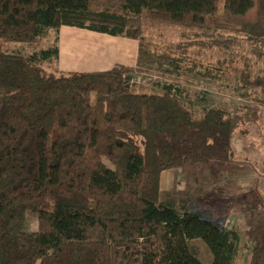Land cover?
I'll return each instance as SVG.
<instances>
[{
  "label": "trees",
  "instance_id": "trees-1",
  "mask_svg": "<svg viewBox=\"0 0 264 264\" xmlns=\"http://www.w3.org/2000/svg\"><path fill=\"white\" fill-rule=\"evenodd\" d=\"M151 22L240 32L264 55V0H0V42H35L70 26L147 51ZM183 48L158 54L177 68L172 53ZM55 51L0 49V264H204L192 239L207 246L210 264H231L237 233L175 204L161 175L233 162L234 135L264 106V74L239 76L254 105L196 113L178 82L160 75L150 92L134 91L138 63L55 73L40 61ZM246 231L249 264H264V227L249 215Z\"/></svg>",
  "mask_w": 264,
  "mask_h": 264
},
{
  "label": "rangeland",
  "instance_id": "rangeland-1",
  "mask_svg": "<svg viewBox=\"0 0 264 264\" xmlns=\"http://www.w3.org/2000/svg\"><path fill=\"white\" fill-rule=\"evenodd\" d=\"M83 31L84 29L68 26H62L57 30L50 28L41 35L38 41H1L0 49L28 55L56 46L55 52L41 56L40 61L49 71L67 73L75 67L74 63H78L77 56H71L72 47L76 48L73 51L75 52L83 45L86 46L85 43L70 46V43L78 42L79 38L84 35ZM93 35L90 33L89 37H93ZM145 35L151 42V49L139 50L137 63L141 66L142 71L134 74L130 81L134 91L150 92L151 86L164 81L157 76L160 75L168 80L178 82L176 87L182 91V100L196 113H199L203 105H222L228 108L254 105L250 99L253 96L252 93L242 86L239 76L242 71L248 70L254 74H264V55L258 58L252 52V44L244 34L222 28L199 29L151 22L146 25ZM95 36L105 37L100 34H95ZM95 36L93 41L87 40L86 44L90 50L99 54L100 51L107 50L108 42L107 39H102L105 44H101L97 42L100 39H95ZM119 45L122 48L121 44ZM178 45H182L184 48L172 53V57L176 58L179 65L176 68L171 62L166 61L167 58H160L158 53L168 51V46L175 48ZM60 46L64 49L63 53L70 50L68 53L59 55ZM88 56L90 64L96 58L99 60L95 63H102L109 59V57H104L106 51L100 57H95V54L91 52ZM111 56L113 59L121 60L119 56L123 55L117 57L112 51ZM126 57H130L129 54ZM258 120L259 117L255 122ZM257 127L264 129L262 121L249 126L252 132L248 137V142L256 149L262 144L258 140L259 133H254ZM239 146V142L236 141L235 147ZM234 157V161L243 162L242 158L235 155ZM234 161L229 163L210 161L207 164L196 162L186 167L166 170L161 175L162 193L173 200L175 204H185L190 210L202 212L214 223L223 224L227 229H233L237 233V240L231 264H249L252 242L246 231L248 216L250 215V223L253 227H258V225L264 227V188L260 189L261 187L257 186L259 184L249 177L246 165L237 167L234 164L242 163ZM261 162L262 159L253 162L257 170L259 169L256 166ZM214 163L224 166L216 165V167ZM260 174L264 176L263 171H260ZM261 181L264 182L262 179ZM251 185L252 191L249 192ZM239 191H243V194ZM239 199L245 203L240 205ZM245 206L249 207L248 210ZM27 222L29 227H35V214L29 213ZM189 243L204 264L211 263V253L200 239H192Z\"/></svg>",
  "mask_w": 264,
  "mask_h": 264
},
{
  "label": "crops",
  "instance_id": "crops-1",
  "mask_svg": "<svg viewBox=\"0 0 264 264\" xmlns=\"http://www.w3.org/2000/svg\"><path fill=\"white\" fill-rule=\"evenodd\" d=\"M68 27H70V26H68ZM80 29H82V28H80ZM83 33L85 36L83 35L82 37H80L78 42L70 43L71 47H72V45L84 44V43L87 46V44H86L87 39H89L88 41H93L95 34L103 35L106 38H108V37L112 38V40H114L113 42H115V43H113V42L107 43V45H108L107 50L100 51L99 54L94 53L92 50L89 49L90 47H88V46L86 47L83 45V47L77 49V51H75V52H73V51L76 48L72 47V49H71L72 54L71 53L70 54H71V56H73V55L77 56L76 60L78 63L73 64V66H75V67L70 69L69 70L70 72L71 71L105 70V69L111 68L115 64H125V65H134V66L137 64V61H138L137 55L139 54L140 48H139L136 40H132V39H129V38H126L123 36H113V35H108L105 33L89 31L86 29H84ZM90 33L94 34L93 37H89ZM95 39H100V41L98 40L97 42H99L101 44L102 43L105 44L104 42H102V39L103 40H106V39L102 38V36L101 37L95 36ZM115 39H117V40H115ZM119 44H121L122 48L119 47L120 46ZM128 47H130V49H128ZM66 48L67 47L65 46V50H66ZM116 48H117V50L115 51ZM63 50L64 49L62 48V46H60L59 55L68 53V51L70 49L66 50L64 53L62 52ZM105 51H106V56H104V57H107V58L109 57V59H107V61H104L102 63L101 62L95 63V61L99 60V58H96L90 64V62L88 61L89 52H91L92 54H95V57H100V56H103V52H105ZM112 51H114V54L117 57L119 55H123V56H119V58L121 60L113 59L111 56ZM116 52H117V54H116ZM127 54H129L130 57H126ZM84 55H86V56H84ZM114 58H116V57L114 56ZM62 72H64V71H62ZM261 121H262L263 126H264V106H262V108L260 110L259 120L255 123H260ZM255 123L251 122V123L247 124V126H246L247 132L249 134L247 132L245 135L235 134L233 137L232 147H233L234 155L243 159V162L234 161L236 163H242V164H234V166L239 167L241 165L242 167H244L243 165H246L245 168L249 173V177L251 179H253L254 182L259 184L257 186L261 187L260 189H263L264 188V182H262L261 179L264 180V176L262 174H260V171L264 172V129H263V127H257V129L254 130V133H259V137H258L259 139L258 140L262 142L261 147H258L256 149L255 147H252L251 143L248 142V137L250 136V134L252 132L249 129V126L252 124H255ZM236 141H238L239 145H240L238 148L235 147ZM258 159H262V162L256 166L259 170H257L254 167V163H253V162L257 161ZM222 166H224V165H222ZM253 183H252V185H253ZM252 185L249 186V192L252 191ZM238 188H240V187H238ZM235 190H237V189L235 188ZM239 193L243 194V191L242 192L239 191Z\"/></svg>",
  "mask_w": 264,
  "mask_h": 264
},
{
  "label": "bare ground",
  "instance_id": "bare-ground-1",
  "mask_svg": "<svg viewBox=\"0 0 264 264\" xmlns=\"http://www.w3.org/2000/svg\"><path fill=\"white\" fill-rule=\"evenodd\" d=\"M99 37V36H98ZM105 38V37H104ZM87 39V38H86ZM105 39H107V42L109 43V42H113L114 40H112V38H105ZM87 40H89V39H87ZM115 40H117V39H115ZM113 43H115V42H113Z\"/></svg>",
  "mask_w": 264,
  "mask_h": 264
}]
</instances>
